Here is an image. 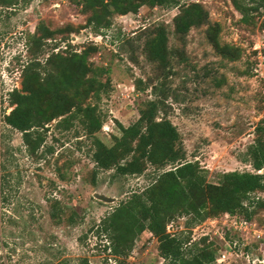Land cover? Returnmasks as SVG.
I'll return each mask as SVG.
<instances>
[{
	"label": "rangeland",
	"instance_id": "1",
	"mask_svg": "<svg viewBox=\"0 0 264 264\" xmlns=\"http://www.w3.org/2000/svg\"><path fill=\"white\" fill-rule=\"evenodd\" d=\"M11 1L12 5L0 4V264H163L157 241L147 231L137 237L125 258L112 256L104 249L105 239L94 233L101 218L148 184L153 176L149 170L135 176L97 171L91 178L90 139L76 122L62 130L55 129L58 120L52 121L38 155L45 147L52 151L37 157L27 155L20 133L3 123V115L13 108L8 93L20 88V69L27 60L26 35L39 21L51 27L84 23L80 8L69 0ZM189 1L200 3L208 22L219 26L222 43L240 49L237 60L226 61L214 53L205 38L206 26L191 28L180 45L172 33L177 8L141 7L136 14L114 15L102 36L84 28L71 34L69 43L77 51L86 43L95 44L98 53L91 63L109 68L106 92L98 100L87 101L96 106L101 119V128L93 136L110 146L112 136L120 134L117 123L130 125L138 118L142 102L157 100L156 119L164 116L176 128L186 159L207 170L210 183H220V173H254L245 151L264 116V36L257 29L264 21V10L252 29L237 22L240 16L229 0ZM151 25H163L168 48L183 52L184 59L177 63L174 56L165 72L147 62L140 41L130 42ZM54 44H58L56 51L66 42H47L46 54ZM259 173L264 175V170ZM101 196L112 201L102 202L97 198ZM256 197L264 199L262 194ZM53 208L63 211L58 223L52 219ZM70 212L73 222L67 224ZM185 221L174 220L166 231H185ZM228 225L226 216L208 219L187 230L190 243L206 236L217 245V255L224 254L225 264H264V212L256 214L244 231H228ZM258 241L262 247H257ZM232 242L237 247L225 245Z\"/></svg>",
	"mask_w": 264,
	"mask_h": 264
},
{
	"label": "trees",
	"instance_id": "2",
	"mask_svg": "<svg viewBox=\"0 0 264 264\" xmlns=\"http://www.w3.org/2000/svg\"><path fill=\"white\" fill-rule=\"evenodd\" d=\"M69 1L80 8L84 23L51 27L50 23L39 21L33 33L26 35L27 60L20 69V88L8 93V103L13 108L3 115V123L20 133L26 154L37 157L52 151L45 147L38 155L52 121L58 120L55 129L62 130L76 122L90 139L89 151L94 164L91 178L97 171H112L113 176H135L150 171L153 176L148 184L139 192L131 193L95 226L94 233L105 239L104 249L112 256L127 257L137 237L147 231L157 241V254L163 264H217V245L206 236L190 243L187 230L221 216L237 215L252 223L256 214L264 212V199L256 197L264 195V175L259 173L264 170V116L256 123L254 138L245 151L254 173H220L217 175L220 183H210L208 171L196 161L186 159L176 128L164 116L156 119L157 100L142 102L138 118L130 125L123 127L117 123L120 134L112 136V144L106 146L93 136L101 128V119L96 106L87 101L98 100L99 95L106 92L109 68H98L91 63L90 58L98 53L95 44L86 43L77 51L69 38L84 28L102 36L111 27L114 15L136 14L141 7L177 8L172 33L180 45L191 28L206 26V41L221 59L237 60L240 49L220 41L219 26L208 22L207 12L200 3L189 0ZM229 1L240 16L239 24L252 29L257 27L264 0ZM11 2L0 0L1 5ZM257 29L264 36V21ZM56 40L66 45L54 51L58 46L54 44L46 54L47 42ZM133 40L141 42L142 55L158 72L169 70L174 56L178 58L177 63L184 59L181 49L168 48V32L163 25L144 28L130 42ZM125 43L129 44V39ZM261 54L264 57V39ZM131 60L136 62L133 56ZM2 192L0 188V194ZM62 212L53 208L52 219L58 223ZM72 214L66 216L67 224H72ZM179 218H185L186 230L167 232V226ZM256 245L262 247V242Z\"/></svg>",
	"mask_w": 264,
	"mask_h": 264
},
{
	"label": "built area",
	"instance_id": "3",
	"mask_svg": "<svg viewBox=\"0 0 264 264\" xmlns=\"http://www.w3.org/2000/svg\"><path fill=\"white\" fill-rule=\"evenodd\" d=\"M228 223H229V225H228L227 230L228 231L232 230L233 232H239L242 230L244 231V230L248 229L249 226L252 225V223L246 222L244 219H242L240 216H237V215H233L231 217H228ZM221 239H223V237H221ZM225 245H227L228 248H231V247H236L237 243L234 244V242H232V243H228ZM215 261L217 264H225L224 254L219 253V255H217Z\"/></svg>",
	"mask_w": 264,
	"mask_h": 264
},
{
	"label": "water",
	"instance_id": "4",
	"mask_svg": "<svg viewBox=\"0 0 264 264\" xmlns=\"http://www.w3.org/2000/svg\"><path fill=\"white\" fill-rule=\"evenodd\" d=\"M100 201H102V202H107V203H109L110 201H112L110 198H106V197H97Z\"/></svg>",
	"mask_w": 264,
	"mask_h": 264
}]
</instances>
